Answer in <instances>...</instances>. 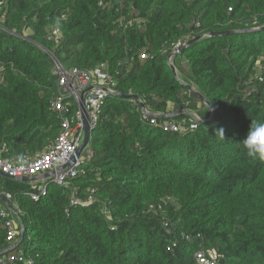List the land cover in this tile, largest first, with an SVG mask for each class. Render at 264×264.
<instances>
[{
	"label": "trees",
	"instance_id": "16d2710c",
	"mask_svg": "<svg viewBox=\"0 0 264 264\" xmlns=\"http://www.w3.org/2000/svg\"><path fill=\"white\" fill-rule=\"evenodd\" d=\"M54 28L57 44L47 40ZM198 36L172 62L184 79L174 75L175 46ZM51 54L66 70L103 66L115 93L175 115L107 97L82 175L47 181L38 201L28 196L36 185L0 177L11 197L0 205L16 207L24 229L14 252L32 264H197L201 251L215 264H264V161L239 145L264 123V0H0L3 158H38L60 133ZM196 93L214 110L209 121ZM152 119L186 129L164 132Z\"/></svg>",
	"mask_w": 264,
	"mask_h": 264
},
{
	"label": "built area",
	"instance_id": "2783aa9c",
	"mask_svg": "<svg viewBox=\"0 0 264 264\" xmlns=\"http://www.w3.org/2000/svg\"><path fill=\"white\" fill-rule=\"evenodd\" d=\"M60 38L61 34L58 29L54 28L48 31V41L57 44ZM179 45L181 44L175 46L172 54ZM49 57L52 62L51 72L56 78V92L51 100L50 108L61 120L59 135L46 153L33 159L3 158L2 154L6 152V149L4 145L0 146V171L4 174L15 178L51 175L46 180L31 183V185H36V192L28 194L32 201H38L40 197L45 196L47 181L64 187L69 184L71 179L83 174L82 166L91 158V153L86 146L80 155L76 156L77 149L83 140V114L79 108L80 94L84 90L90 89L84 93L83 107L89 126L94 130L105 99L109 97V93L114 92L115 87L113 79L103 69V66L89 71L75 68L66 70L52 54ZM140 59H145V55H141ZM145 115H148L147 111ZM189 117L188 128L193 130L199 119L195 114H189ZM151 124L164 132H182L186 129L184 126H177L173 122L159 124L154 119L151 120ZM0 196L3 197L5 202H9L11 199L8 194H0ZM77 203L76 200H71V204ZM14 210L15 213L8 212L4 206L0 205V223H3L1 227L6 231L5 239L9 244L7 252L5 251L6 253L0 255V264H32L30 259L24 258L22 251L14 252V249L18 246L17 237L21 227L18 223V210L16 207H14ZM195 260L197 264H215L216 255L214 252L205 255L201 251L195 254Z\"/></svg>",
	"mask_w": 264,
	"mask_h": 264
},
{
	"label": "water",
	"instance_id": "95a60500",
	"mask_svg": "<svg viewBox=\"0 0 264 264\" xmlns=\"http://www.w3.org/2000/svg\"><path fill=\"white\" fill-rule=\"evenodd\" d=\"M224 34H227V33H214L212 34L211 36H218V35H224ZM203 38V36H198V37H195L189 41H186L185 43L179 45L177 47V49L175 50V52L173 54H171V56L169 57V61H168V66L170 68V70L172 71V73L175 75V69L173 67V60L174 58L179 54L181 53L185 48L195 44L197 41L201 40ZM90 89H86L84 90L81 94H80V103H79V108L80 110L82 111V117H83V140L80 144V147L77 149V152H76V156H79L81 151L87 146V142H88V139H89V136L91 134V132L93 131L92 128H90L89 126V123H88V119H87V116H86V113L84 111V107H83V99H84V93H86L87 91H89ZM196 95L198 96V98L200 99V101L206 105L207 107H209L210 109V112H211V116L210 118L207 120L209 121L212 116H213V113H214V110L213 108L209 105V103L198 93H196ZM116 97V98H123V97H126V98H129V99H132V100H135L137 102H139V105H140V108H141V111L146 114V109L143 105V103H141L138 99L137 96L135 95H129V96H124V95H121V94H118V93H109V97ZM175 114H169V115H153V114H149L148 113V116L150 117H153V118H158V119H170L174 116ZM206 121V122H207ZM51 175L50 174H44V175H41V176H36V177H32V178H27V177H21V178H15V177H12L8 174H4L3 172L0 171V177L1 178H4V179H9V180H16V181H20V182H24V183H35V182H38L40 180H46L50 177ZM0 201L5 205V206H8L7 203L4 201L3 197L0 196ZM23 235H24V229L21 227L20 228V240L18 242V245L21 244L22 242V239H23ZM7 252V251H6ZM6 252H3L1 253L0 255H3L4 253Z\"/></svg>",
	"mask_w": 264,
	"mask_h": 264
},
{
	"label": "clouds",
	"instance_id": "9594fccd",
	"mask_svg": "<svg viewBox=\"0 0 264 264\" xmlns=\"http://www.w3.org/2000/svg\"><path fill=\"white\" fill-rule=\"evenodd\" d=\"M217 132L224 137L223 129ZM239 145L248 158L264 161V123H252Z\"/></svg>",
	"mask_w": 264,
	"mask_h": 264
},
{
	"label": "rangeland",
	"instance_id": "374dc122",
	"mask_svg": "<svg viewBox=\"0 0 264 264\" xmlns=\"http://www.w3.org/2000/svg\"><path fill=\"white\" fill-rule=\"evenodd\" d=\"M29 34H30V32L27 31V32H25L24 35H29ZM256 65L258 66V73H259V74H260L261 72H264V58L260 59V60L256 63ZM183 68H184V66H183ZM174 69H175V73H178V75L181 76V78L184 79V77H183V76L181 75V73H180L178 62H176L175 66H174ZM185 69H186V67H185ZM198 106H199V104H198ZM32 184H33V183H32Z\"/></svg>",
	"mask_w": 264,
	"mask_h": 264
}]
</instances>
